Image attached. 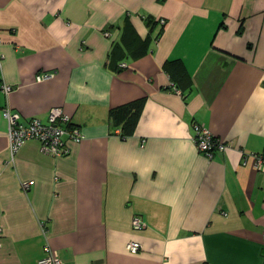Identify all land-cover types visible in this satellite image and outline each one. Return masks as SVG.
Returning <instances> with one entry per match:
<instances>
[{
  "label": "crops",
  "instance_id": "1",
  "mask_svg": "<svg viewBox=\"0 0 264 264\" xmlns=\"http://www.w3.org/2000/svg\"><path fill=\"white\" fill-rule=\"evenodd\" d=\"M0 38V264L46 242L62 264H264V171L241 161L264 153V0H0ZM139 98L129 131L110 111ZM5 106L83 137L9 163ZM193 123L228 147L207 158Z\"/></svg>",
  "mask_w": 264,
  "mask_h": 264
},
{
  "label": "built area",
  "instance_id": "2",
  "mask_svg": "<svg viewBox=\"0 0 264 264\" xmlns=\"http://www.w3.org/2000/svg\"><path fill=\"white\" fill-rule=\"evenodd\" d=\"M160 21L162 23L165 22L164 19ZM2 58L3 55L0 53V63ZM120 66H125V63H121ZM52 76L53 73L51 72H38L35 75V81H44ZM170 86H173V84L170 83ZM0 89L7 94L12 90V87L5 83H0ZM1 114L7 124L9 163L14 162L17 152L27 140H37L41 152L57 157L69 153L68 141L78 142L83 137L79 127L71 122L70 116L59 106L49 109L46 122L36 117L23 122L20 120V114L11 110L8 106L1 109ZM193 131V141L197 149L209 159L216 152H221L228 147V143L215 137L203 123H193ZM249 156L253 159V167L258 171H264V153H245L241 151L243 164H246ZM33 182V180L22 181V189H28ZM131 224L135 230L145 228V223L139 215L132 217ZM126 249L131 253H135L141 249V244L138 241L129 240L126 243ZM43 251L44 254L38 259L37 264H62L61 257L48 242L43 246Z\"/></svg>",
  "mask_w": 264,
  "mask_h": 264
},
{
  "label": "trees",
  "instance_id": "3",
  "mask_svg": "<svg viewBox=\"0 0 264 264\" xmlns=\"http://www.w3.org/2000/svg\"><path fill=\"white\" fill-rule=\"evenodd\" d=\"M148 24L153 25L154 21L152 19H148ZM171 83L175 85V83L172 80ZM175 87L177 86L175 85ZM142 103H143V98H139L111 109L110 113L114 114L117 113L118 111H124L126 114L125 126H127L129 131H132L136 124L138 116L141 112Z\"/></svg>",
  "mask_w": 264,
  "mask_h": 264
}]
</instances>
